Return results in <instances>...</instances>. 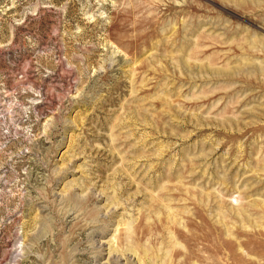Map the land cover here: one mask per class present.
<instances>
[{"label": "rangeland", "instance_id": "obj_1", "mask_svg": "<svg viewBox=\"0 0 264 264\" xmlns=\"http://www.w3.org/2000/svg\"><path fill=\"white\" fill-rule=\"evenodd\" d=\"M0 264H264V0H0Z\"/></svg>", "mask_w": 264, "mask_h": 264}, {"label": "bare ground", "instance_id": "obj_2", "mask_svg": "<svg viewBox=\"0 0 264 264\" xmlns=\"http://www.w3.org/2000/svg\"><path fill=\"white\" fill-rule=\"evenodd\" d=\"M164 240V239H163ZM149 247V246H148ZM183 247V246H182ZM148 249V248H147ZM182 249V248H181ZM176 252L174 251V254H175Z\"/></svg>", "mask_w": 264, "mask_h": 264}]
</instances>
